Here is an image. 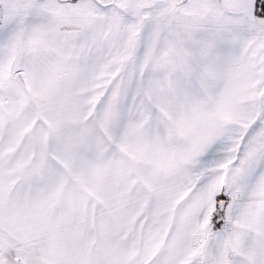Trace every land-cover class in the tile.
<instances>
[{"label": "snow or ice", "instance_id": "6c2138e0", "mask_svg": "<svg viewBox=\"0 0 264 264\" xmlns=\"http://www.w3.org/2000/svg\"><path fill=\"white\" fill-rule=\"evenodd\" d=\"M0 264H264V0H0Z\"/></svg>", "mask_w": 264, "mask_h": 264}]
</instances>
